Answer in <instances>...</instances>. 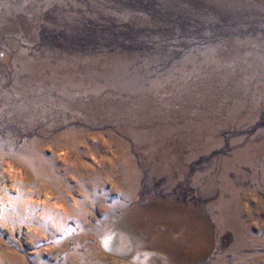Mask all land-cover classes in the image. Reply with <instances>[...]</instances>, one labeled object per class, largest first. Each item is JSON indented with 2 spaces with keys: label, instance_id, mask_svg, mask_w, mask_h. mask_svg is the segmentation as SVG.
I'll use <instances>...</instances> for the list:
<instances>
[{
  "label": "rangeland",
  "instance_id": "1",
  "mask_svg": "<svg viewBox=\"0 0 264 264\" xmlns=\"http://www.w3.org/2000/svg\"><path fill=\"white\" fill-rule=\"evenodd\" d=\"M0 264H264V0H0Z\"/></svg>",
  "mask_w": 264,
  "mask_h": 264
}]
</instances>
